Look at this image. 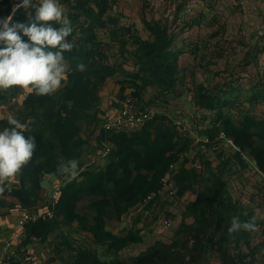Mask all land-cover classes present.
<instances>
[{"label": "trees", "instance_id": "16d2710c", "mask_svg": "<svg viewBox=\"0 0 264 264\" xmlns=\"http://www.w3.org/2000/svg\"><path fill=\"white\" fill-rule=\"evenodd\" d=\"M18 0L14 1V4ZM67 8L68 17L72 21L73 33L68 38L74 41L79 33V48L66 53L69 64V73L65 86L50 96H35L32 104L26 107L28 113L20 120L29 125L30 131L25 137L32 136L36 142L35 156L18 176L23 184V194L28 205L37 204L42 200V182L46 175H55L58 178L68 177L60 171L62 162L72 159L79 161V175L68 180L61 187V197L54 207L50 200L48 208L52 209L51 219H39L28 223L25 230L23 246H27L32 238L40 232L51 233L58 228L62 220H73V213L80 204L91 197L96 200L108 201V206L98 205L88 217H84V224L88 226L94 237V243L107 246L113 254H118L131 241L130 236L118 237L106 231L107 220H120L128 208L142 203L151 194L156 193L162 186V179L173 172V179L178 188V197L185 196L193 191L196 185L202 184V190L196 192V198L184 206L183 219L177 234H187L192 240L188 254L184 242L172 241L170 244L156 242L146 251L126 260L115 259L112 263L101 260L90 250H80L73 264H192L200 259L212 238H219L218 249L222 252L224 264H253L247 261L248 256L241 260L229 254L225 245H234L237 251L243 241L247 242L254 231H243L229 234L228 227L233 216H238L241 222L255 217L257 228L262 220L255 210L236 201L227 192L228 181L224 177L225 168L229 171L230 158L223 153L217 155L218 164L213 167L211 161L201 156L205 165L204 172L197 174L186 168L187 160L177 170L173 167L179 162L182 153L190 149L191 141L180 136L172 126L167 114H162L147 122L139 131L132 133H107L102 131L100 144L106 141L112 145V151L106 158L107 165L103 169L82 170L84 161L82 154L88 146L83 138L84 128L98 126L100 92L106 82L121 72V69L109 63V56L101 49L102 43L98 39L97 31L106 28L109 24L117 28L119 20L109 14L117 0H59ZM6 5L0 11V18L11 14L10 0H2ZM33 10H21L14 17L15 21L27 22V15ZM153 40H137L133 51L138 71L128 74L119 81L121 85L120 98H124L127 88L134 89V96L142 99L149 87L158 91L157 99L150 107L163 110L157 106H164L165 98L177 88L183 77L180 75L179 57L182 50L172 46V36L167 26L153 21L149 25ZM132 35L129 28L112 30V39L117 40V31ZM122 41V47L128 46ZM83 64V70L77 66ZM62 83H64L62 81ZM198 109L214 110L215 98L206 92L203 85H198ZM17 91L13 92V96ZM264 98V90L256 93L254 100ZM5 97L0 93V101ZM64 111V114L62 113ZM33 118L32 123L28 119ZM8 120V119H7ZM7 120H0V130L8 127ZM208 130V131H207ZM207 131L210 140H215L220 131L232 139L238 151L232 157L242 167H248L243 154L247 153L257 163L259 170L264 174V119L246 115L239 122L220 115L216 123L211 124ZM205 131V132H206ZM251 138V142H247ZM251 143L254 145L252 146ZM211 145H207L210 148ZM133 148L141 153L133 161V169L124 175L121 172V161L127 155L124 151ZM10 195L8 191L0 197V209L14 206L6 201ZM154 202L148 205L152 208ZM27 204L24 206L26 208ZM34 211L33 209H28ZM193 219L188 223L187 219ZM256 231V230H255ZM66 247L74 250L67 242ZM16 264V263H12Z\"/></svg>", "mask_w": 264, "mask_h": 264}, {"label": "rangeland", "instance_id": "374dc122", "mask_svg": "<svg viewBox=\"0 0 264 264\" xmlns=\"http://www.w3.org/2000/svg\"><path fill=\"white\" fill-rule=\"evenodd\" d=\"M1 1L0 11H4L7 6L1 4ZM10 1L13 8L15 0ZM34 3H39V0H34ZM62 10L65 14L68 11L65 6ZM109 14L119 20L117 28L109 24L98 30L97 34L103 45L101 49L109 56V63L121 69L120 73L112 77L116 85L128 74L138 71L133 58L135 42L153 40L149 25L158 21L168 27L173 48L183 51L179 57V69L184 80L170 96L161 97L164 106L157 107L165 108L172 115L188 117L199 108V91L196 87L203 85L206 92L215 98V109H201L200 113L205 112L209 122L216 123L220 115L231 118L236 123L246 115L264 119V98L260 96L254 100L256 93L264 90V0H117ZM123 27L131 29L132 35H125L119 30L118 39L113 40L112 30ZM78 36L79 33L74 39V48L81 46ZM122 41L129 43L126 48L122 47ZM14 91L17 92L13 96ZM0 93L5 97L0 101V120H7L9 116L22 120L29 111L26 107L32 104V99L36 96L34 92L21 89L0 90ZM157 93V88L149 87L144 96L156 100ZM32 122L33 118L28 119V123ZM250 140L251 138H247V142ZM235 152L232 147L223 150L225 158L231 159L232 168L231 171L225 168L224 172L228 181L227 192L236 201L254 209L262 220V225L252 233L247 242H242L239 251L234 245L225 247L236 260L248 256L247 261L264 264V180L253 168L236 163L232 159ZM245 155L247 154L244 153L243 156ZM215 156L211 154L213 165L218 163ZM9 183L12 188L8 191L10 195L5 198L6 201L24 207L27 201L21 180L17 177ZM202 188L203 185L199 184L181 198L166 200L177 208L176 219H171V231L174 232L172 241L177 239L184 242L188 254L192 240L187 234L178 235L177 230L183 219L184 206ZM26 208L37 211L40 206L27 204ZM166 213L167 211L164 214ZM187 222L191 223L192 219H187ZM218 239L212 238L203 256L192 264H224L222 252L217 246ZM81 250H90L98 257L105 255L103 251L99 253L93 248ZM78 253L76 251L74 256L70 254L73 260ZM114 255L109 259L111 263L115 259H121L120 255ZM122 260L126 258L123 257ZM27 261L31 262L25 258L26 263Z\"/></svg>", "mask_w": 264, "mask_h": 264}, {"label": "crops", "instance_id": "0c3cea01", "mask_svg": "<svg viewBox=\"0 0 264 264\" xmlns=\"http://www.w3.org/2000/svg\"><path fill=\"white\" fill-rule=\"evenodd\" d=\"M112 80V81H111ZM114 78H110L105 87L100 92L99 101V119L102 121L98 126L92 125L84 128L83 138L88 141V146L82 154L84 161L82 170L86 171L91 168L103 169L107 165L106 159H103L100 155L103 149V143L100 144L102 137L101 125L103 119L107 116L113 115L117 112L125 98L129 95L134 96V89L127 88L124 92V98H120L121 85H116ZM145 94V93H144ZM141 103L146 106L153 105L154 101L152 97L142 96V99H138ZM156 102V101H155ZM205 115V112H203ZM261 119V118H257ZM209 126L213 124L208 121ZM202 130L200 133L207 135V131ZM128 133V132H125ZM192 143L190 149L182 153L179 162L174 167H181L183 162L187 160L186 168L188 169L190 158H201L203 156L207 160H211V153L208 149L206 153H200ZM124 153L127 157L121 161L120 169L121 172L126 175L133 169V161L135 158L140 157L141 153L134 150L133 148H127ZM247 154V153H246ZM217 159V155L215 156ZM248 163L249 168H253L257 173L261 175L264 180V174L259 170L256 161L250 156H243ZM218 160V159H217ZM218 164V163H217ZM213 165V167L217 166ZM173 167V168H174ZM68 180V177L58 178L55 175H46L42 182V200L38 201L37 204L40 206L39 210L44 211L48 207V201L50 195L57 187H63ZM47 198V199H44ZM196 198V197H195ZM192 199L191 201L195 200ZM10 204V203H9ZM109 202L104 200H96L91 197H87L79 206L78 210L73 213V220L64 218L61 225L51 233L40 232L32 238V241L27 245L23 246L22 243L15 245L14 252V263L16 264H73L74 260L70 254H76V251H80L82 248H93L97 252L103 251L105 255H99V258L103 261L110 262L109 259L115 256L109 251L107 246H100L94 243V237L90 232L87 225L84 224V217H89L92 211L98 205L108 206ZM143 203H137L128 208V211L121 217L120 220H107L105 223L106 231L116 235L118 237L130 236L131 241L124 249H122L117 255L120 258H129L137 256L139 253L146 251L156 242L171 243L173 240L174 232L172 226L167 230L162 227V220L176 219L177 208L173 207L172 203H159L154 206V217L143 218L142 215L136 212ZM26 209L21 205L15 204L0 209V246L6 241L13 238L17 231V220L20 216L21 209ZM167 211L166 214H164ZM183 211V209H182ZM171 212V214H170ZM183 215V214H182ZM191 219V218H190ZM171 220V221H172ZM182 222V220H181ZM180 222V223H181ZM193 222V219H192ZM180 225V224H179ZM69 242L74 250L66 247V243ZM74 256V255H73ZM25 258L31 261L25 262ZM33 262V263H32Z\"/></svg>", "mask_w": 264, "mask_h": 264}, {"label": "clouds", "instance_id": "9594fccd", "mask_svg": "<svg viewBox=\"0 0 264 264\" xmlns=\"http://www.w3.org/2000/svg\"><path fill=\"white\" fill-rule=\"evenodd\" d=\"M33 10L27 22L14 20L17 12ZM59 0H18L10 15L0 18V90L21 89L37 96H50L65 86L69 68L65 54L71 53L74 41L71 19L63 12ZM83 70L84 65L77 66ZM62 81L64 83H62ZM8 127L0 130V197L10 191L9 181L22 175L35 156L34 137L27 123L9 116ZM60 171L74 179L79 175V161L62 162ZM257 230L255 217L241 222L233 216L229 234Z\"/></svg>", "mask_w": 264, "mask_h": 264}, {"label": "built area", "instance_id": "2783aa9c", "mask_svg": "<svg viewBox=\"0 0 264 264\" xmlns=\"http://www.w3.org/2000/svg\"><path fill=\"white\" fill-rule=\"evenodd\" d=\"M201 113V110H195L188 117H182L180 115H172L165 108L159 110L154 107L146 106L141 103L138 98L133 95H129L125 98L122 103L121 108L115 112L113 115L107 116L103 119L101 125V131L107 133H122V132H136L139 131L147 122L153 120L154 118L167 114L172 126L178 131L181 137L184 139H189L191 143L198 147L196 149L200 153H206L209 149L211 154L218 155L223 153V150L229 147L234 148L238 151L232 139H230L224 131H220L216 136L215 140H210L207 135H203L200 132L202 130L208 129L209 124L205 115ZM103 149L101 152V157L106 159L112 151V145L104 141ZM207 145H211L207 148ZM188 169L195 171L197 174L204 172L205 165L202 159L190 158ZM211 161V160H209ZM179 168V167H178ZM174 167V170L178 169ZM173 174H175L173 172ZM173 174L168 173L162 179V186L156 192L151 194L147 199H145L142 205L136 209V212L142 215L143 218H153L154 206L159 203H165L168 199H174L178 197V188L175 185ZM61 197V187L54 189L50 195V204L54 207L58 204ZM153 203L152 208H148V205ZM53 217V211L50 208H46L44 211H30L27 209H21L20 216L17 220V231L13 238L6 240L0 246V264H12L14 262V250L15 245H19L25 239V226L30 222H36L39 219H51ZM162 227L169 229L172 226V221L169 219L162 220Z\"/></svg>", "mask_w": 264, "mask_h": 264}]
</instances>
